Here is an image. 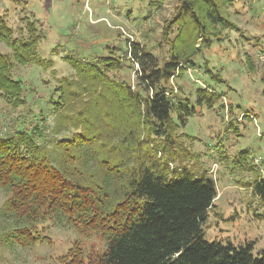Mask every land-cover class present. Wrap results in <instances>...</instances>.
<instances>
[{
    "label": "trees",
    "instance_id": "trees-1",
    "mask_svg": "<svg viewBox=\"0 0 264 264\" xmlns=\"http://www.w3.org/2000/svg\"><path fill=\"white\" fill-rule=\"evenodd\" d=\"M164 1L151 0L149 15L161 10ZM174 1L170 19L151 46L130 40L126 58L113 52L92 59L65 57L74 78H59L56 100L51 101V93L47 97L56 113L52 130H70L69 137L48 146L43 117L30 122V129L17 126L0 133V188L7 194L0 217L11 220L8 227L0 226V251L11 245L33 247L46 238L40 223L62 219L84 234H99L104 248L85 256L75 242L57 264H264V250L253 255L252 241L234 246L204 237L201 224L217 197L216 183L208 170L188 169L195 153L180 138L195 137L177 131L196 110L171 84L174 77L200 68L229 87L207 60L196 63L191 57L220 42L223 30L239 29L223 14L234 0ZM24 20L27 35L16 37L0 14V42L10 49L0 52V99L12 107L26 103L20 80L12 76L13 59L24 66H52V59L38 52L43 31L35 20ZM259 49L264 51V44ZM245 57L253 71V57L248 52ZM127 60L135 74L133 85L114 75ZM261 92L264 96V86ZM194 95L199 105L223 108L224 95L212 86L201 85ZM232 109L228 102L227 111ZM230 120L213 147L231 170L254 173L246 186L264 208V176L248 159L249 150L225 152L229 134L239 136L237 123ZM174 161L179 167L171 168L170 176Z\"/></svg>",
    "mask_w": 264,
    "mask_h": 264
},
{
    "label": "rangeland",
    "instance_id": "rangeland-1",
    "mask_svg": "<svg viewBox=\"0 0 264 264\" xmlns=\"http://www.w3.org/2000/svg\"><path fill=\"white\" fill-rule=\"evenodd\" d=\"M150 1L20 0L15 3L13 0H0V14L5 16L13 35H27L24 16L35 20L38 29L44 33V38L38 43V52L42 57L52 59V66L47 69L33 64L24 66L13 59L12 76L20 80L26 103L12 107L5 99H0V133L17 126L30 129V122L34 124L37 118L43 117L48 146L54 139L69 137L70 130H52L56 113L47 97L51 93V101L56 100L59 93H54L53 89L58 86L59 78H74V70L65 57L76 55L92 59L113 52L115 56L126 58L130 40L151 46L165 20L170 19L175 1L165 0L161 10H152L149 15L147 5ZM223 14L239 29L223 30L220 42L215 41L210 48H201L200 53L191 58L196 63L207 60L209 67L218 72L229 87L214 82L200 68L187 70L181 77L171 79L177 94L188 99L189 106L196 110L177 132L195 137L180 138L195 153L187 163L188 169L191 172L208 170L216 183L217 197L201 224L204 237L230 242L234 246L252 241L251 252L257 256L264 250V208L251 188L246 186L255 175L239 168L231 170L232 164L226 166L220 162L213 144L222 136L225 121L231 119L237 123L239 136L229 134L228 140L224 141L226 154L231 156L235 151L249 150L248 159L258 169L259 175L264 176V96L261 92L264 61L259 58V47L264 44V0H234L232 5L223 9ZM144 28L151 29L147 36L142 33ZM257 41L259 45H256ZM166 48L162 51L164 55L167 54ZM0 52L10 53V49L0 42ZM246 52L257 65L253 71L246 67ZM130 65L128 60L125 61L123 68L114 75L133 85L136 80ZM201 85L212 86L223 93V108H220L221 104L210 109L196 103L194 91ZM228 102L232 104L231 112L227 111ZM242 111L250 112V116L245 117ZM169 166L171 176V168L179 167V161ZM6 195L0 188V205ZM9 225L11 220L1 216L0 226ZM38 226L43 227L46 238L31 248L22 249L15 245L3 248L0 264H57L75 242L80 243L85 256L104 248L99 234H84L62 219L47 220Z\"/></svg>",
    "mask_w": 264,
    "mask_h": 264
},
{
    "label": "built area",
    "instance_id": "built-area-1",
    "mask_svg": "<svg viewBox=\"0 0 264 264\" xmlns=\"http://www.w3.org/2000/svg\"><path fill=\"white\" fill-rule=\"evenodd\" d=\"M259 58H260L261 61H264V51H261L259 53Z\"/></svg>",
    "mask_w": 264,
    "mask_h": 264
}]
</instances>
